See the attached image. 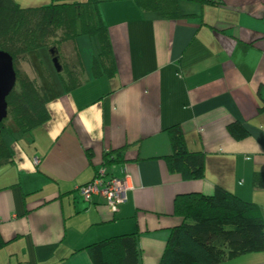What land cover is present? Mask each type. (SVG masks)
<instances>
[{"label":"crops","instance_id":"obj_1","mask_svg":"<svg viewBox=\"0 0 264 264\" xmlns=\"http://www.w3.org/2000/svg\"><path fill=\"white\" fill-rule=\"evenodd\" d=\"M21 1L29 8L56 0ZM97 1L113 74L95 77L96 52L79 41L84 83L65 93L48 77L49 120L30 131L27 150L8 145L12 161L0 167V264H93L87 246L133 233L140 264H158L182 222L175 199L210 196L216 186L257 204L264 218V187L254 185L257 174L264 181V0H181L176 20L134 0ZM233 124L248 136L234 139ZM172 126L203 154L201 180L169 170ZM121 150V162L104 165L105 153ZM100 170L125 181L115 212L80 195ZM221 264H264V251Z\"/></svg>","mask_w":264,"mask_h":264},{"label":"trees","instance_id":"obj_2","mask_svg":"<svg viewBox=\"0 0 264 264\" xmlns=\"http://www.w3.org/2000/svg\"><path fill=\"white\" fill-rule=\"evenodd\" d=\"M180 1L134 0L141 10L158 13L170 20L184 16L179 10ZM189 1L201 5L218 4V0ZM80 36H87L97 43L93 75H112V48L97 0H56L46 6L29 8L20 7L14 0H0V51L12 58L16 74L15 86L6 98L7 117L0 123V167L12 161L3 130L7 134L27 135L50 118L46 101L39 96L35 80L17 69L19 59L30 52L38 54L47 50L60 66V72L56 73L61 89L69 93L85 81L75 46V40ZM66 44H70V52L61 60L59 49ZM8 121L9 127L5 125ZM228 129L236 140L248 136L240 125L233 124ZM167 133L172 148L171 155L166 157L169 170L183 181L201 180L204 177L203 154L186 148L179 126L168 128ZM114 155L105 153L104 165L122 161L118 158L122 150ZM254 185L264 187L263 178L258 174ZM174 213L182 222L170 231L158 264H221L242 254L264 251V218L260 207L219 186L210 196L191 194L177 197ZM3 245L0 238V248ZM86 249L93 264H140L134 233L107 238Z\"/></svg>","mask_w":264,"mask_h":264},{"label":"rangeland","instance_id":"obj_3","mask_svg":"<svg viewBox=\"0 0 264 264\" xmlns=\"http://www.w3.org/2000/svg\"><path fill=\"white\" fill-rule=\"evenodd\" d=\"M20 4L21 5L19 6H21L22 8H27V1H21ZM186 5H188L189 7H193V6H190L191 4H186ZM187 10L189 9L188 8L183 9V11L188 12ZM81 37H78L75 40V46L77 42L82 41L81 50L83 52L88 50V53L90 54V56H92V51L94 53L96 52V47L91 42L93 40H90V38L87 36H81ZM70 47H71L70 44L62 45L60 47L59 52H60L61 60L65 56H67L68 52H70ZM93 48L95 50H93ZM17 69L20 70L25 75H27L28 77L35 80V82L37 83L39 96L41 97V99H45V101H48V98L50 97L49 95L52 93L53 91L52 89L55 86L47 84L46 81H48V77L52 82L55 81V79L57 80L59 79L53 67L50 53L47 50H41L39 51L38 54H35L34 52H30L27 55H25L23 59H19L17 63ZM5 125L9 127L10 121L6 122ZM2 134L4 136V139L7 145L14 144L20 147V149L27 150V142H28L27 138H29L32 135V132H29V133L27 132V135H22L20 133L7 134L6 131L3 130ZM8 147L10 148V146Z\"/></svg>","mask_w":264,"mask_h":264},{"label":"built area","instance_id":"obj_4","mask_svg":"<svg viewBox=\"0 0 264 264\" xmlns=\"http://www.w3.org/2000/svg\"><path fill=\"white\" fill-rule=\"evenodd\" d=\"M35 164H37V161H35ZM125 188V181L105 178V171L100 170L90 183L79 188V192L87 202L91 201L94 196L101 198L106 206L112 212H115L118 206L126 201Z\"/></svg>","mask_w":264,"mask_h":264},{"label":"water","instance_id":"obj_5","mask_svg":"<svg viewBox=\"0 0 264 264\" xmlns=\"http://www.w3.org/2000/svg\"><path fill=\"white\" fill-rule=\"evenodd\" d=\"M52 64L57 73L60 66L56 58L52 59ZM16 83V74L13 68L12 58L0 51V123L7 117L6 98L13 90Z\"/></svg>","mask_w":264,"mask_h":264},{"label":"flooded vegetation","instance_id":"obj_6","mask_svg":"<svg viewBox=\"0 0 264 264\" xmlns=\"http://www.w3.org/2000/svg\"><path fill=\"white\" fill-rule=\"evenodd\" d=\"M52 59V58H51Z\"/></svg>","mask_w":264,"mask_h":264}]
</instances>
